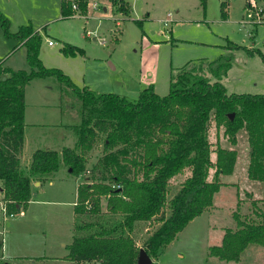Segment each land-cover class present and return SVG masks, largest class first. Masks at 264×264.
<instances>
[{
  "label": "rangeland",
  "instance_id": "rangeland-1",
  "mask_svg": "<svg viewBox=\"0 0 264 264\" xmlns=\"http://www.w3.org/2000/svg\"><path fill=\"white\" fill-rule=\"evenodd\" d=\"M70 1L77 9L72 7L69 18L62 16V0H0V12L9 19L12 33L22 26L39 33L45 67L61 70L76 88H88L98 96L117 94L138 100L142 91L152 86L164 97L170 92L172 76L188 63L212 62L232 51L233 65L222 80L228 94H264L261 55L229 48L231 41L264 54V0H206L204 5L201 0H126L131 6L130 17L119 14L109 0ZM82 4H86L85 10ZM66 44L83 49L84 54L65 55ZM0 65L14 71L30 70L26 47L8 38L1 24ZM28 86L27 117L32 122L29 125L35 126L29 128L32 142L21 156L24 170L38 149L74 148L77 137L73 128L83 120L81 99L56 76L37 78ZM209 140L213 163L218 146L238 152L235 172L220 177L223 186L214 206L194 219L157 259L153 258V264H264V246L256 244L242 253L239 262L210 256V249L222 244L226 230L237 229L235 213L244 221H259L253 202L264 211V182L248 177L247 132L237 135L234 146L224 128L218 133L212 122ZM104 142L105 135H101L87 154V169L109 156ZM215 171H210L209 181L214 180ZM190 174L185 170L170 181L168 200ZM85 176L77 177L63 166L51 180L33 186L30 203L12 215L5 213L0 201V264H74L67 257L74 237L82 234L75 227L93 220L78 217L74 210L77 188ZM105 202L103 199V210ZM166 215H170L168 208ZM159 226L156 221L138 222L132 232L138 246L142 247Z\"/></svg>",
  "mask_w": 264,
  "mask_h": 264
},
{
  "label": "trees",
  "instance_id": "trees-1",
  "mask_svg": "<svg viewBox=\"0 0 264 264\" xmlns=\"http://www.w3.org/2000/svg\"><path fill=\"white\" fill-rule=\"evenodd\" d=\"M87 1V0H86ZM119 14L131 15L126 0H109ZM206 0H201L203 5ZM82 4V9L85 10ZM73 1L62 0L64 18L73 15ZM223 17L226 13L223 12ZM4 34L20 41L27 50L30 70L0 65V181L6 213L26 207L32 197L31 183L51 180L66 166L71 174L85 176L77 189L75 215L93 220L77 224L82 233L69 246L68 260L74 264H138L143 248L157 259L197 217L214 206L223 183L221 176L234 173L238 152L221 146L213 163L209 128L212 122L224 128L232 145L241 131L248 134V177L264 182V94H228L222 80L228 75L235 56L232 51L212 62H190L170 82V92L161 97L151 86L138 100L117 94L96 95L88 88H76L59 69L45 67L40 58L42 37L30 26L10 31L9 19L0 12ZM230 50L245 49L229 41ZM65 55H83L84 50L66 44ZM56 76L73 89L83 104V120L75 126L74 148L62 151L38 149L28 170L21 168L26 128V88L37 78ZM234 115L233 118L230 115ZM105 135L106 156L91 170L88 156L100 136ZM215 169L214 180L209 181ZM189 170L190 176L168 200L170 181ZM87 174H90L89 176ZM107 201L106 212L102 201ZM254 214L259 221H244L238 213L237 229H227L220 246L210 256L225 262H239L250 245L264 246V211L256 201ZM20 207V208H18ZM170 215H166V209ZM160 223L142 247L132 236L138 222ZM87 233V234H85ZM8 264V263H4Z\"/></svg>",
  "mask_w": 264,
  "mask_h": 264
},
{
  "label": "crops",
  "instance_id": "crops-1",
  "mask_svg": "<svg viewBox=\"0 0 264 264\" xmlns=\"http://www.w3.org/2000/svg\"><path fill=\"white\" fill-rule=\"evenodd\" d=\"M95 40V39H94ZM22 45H23V43H22ZM10 46V45H9ZM9 54H10V52H9ZM13 56V55H12ZM29 86H27V88H28ZM26 88V89H27ZM26 98H27V96H26ZM25 122H26V128H25V130H24V148H23V154H24V152H25V150H26V148H28L29 147V145H30V143L32 142V138H33V131H30V129L29 128H31V129H34L33 127L35 126V125H29V124H31L32 122H29V120H28V117H27V106H26V113H25ZM221 129H223V128H217V131H218V133H219V131L221 130ZM225 135V134H224ZM34 150H33V152L35 151V148H33ZM50 149V148H49ZM227 149H229V148H227ZM22 154V155H23ZM22 165V164H21ZM236 168V167H235ZM234 172H235V170H234ZM234 174V173H233ZM233 174H231V175H233ZM231 175H226V176H231ZM221 177H225V176H221ZM52 183V182H51ZM0 184L2 185V182L0 181ZM41 183L40 182H38V181H36V180H34V181H32V183H31V191H32V189H33V186H39ZM1 189H2V186H1V188H0V191H1ZM78 189V188H77ZM2 198H3V193H2V195H1V199H0V201H2ZM105 210H103V211H106V209H107V201L105 202ZM191 223V222H190ZM173 243V242H172Z\"/></svg>",
  "mask_w": 264,
  "mask_h": 264
},
{
  "label": "water",
  "instance_id": "water-1",
  "mask_svg": "<svg viewBox=\"0 0 264 264\" xmlns=\"http://www.w3.org/2000/svg\"><path fill=\"white\" fill-rule=\"evenodd\" d=\"M106 11V9H105ZM231 118L234 117V115H230ZM70 173H71V170H70ZM1 193H3V189H1ZM20 208V207H18ZM154 263V260L152 257H150L148 255V253L142 248L140 250V254H139V257H138V264H153Z\"/></svg>",
  "mask_w": 264,
  "mask_h": 264
},
{
  "label": "built area",
  "instance_id": "built-area-1",
  "mask_svg": "<svg viewBox=\"0 0 264 264\" xmlns=\"http://www.w3.org/2000/svg\"><path fill=\"white\" fill-rule=\"evenodd\" d=\"M97 7V4H94V8H96ZM73 8L74 9H77V6L76 5H73ZM253 14H251V16H252ZM170 16V15H169ZM167 24V23H166ZM102 43H105V41H102ZM53 43L50 41L49 42V45H52ZM0 195H2V193H1V191H0ZM2 203H3V210L5 211V213H6V209H5V203L2 201Z\"/></svg>",
  "mask_w": 264,
  "mask_h": 264
}]
</instances>
